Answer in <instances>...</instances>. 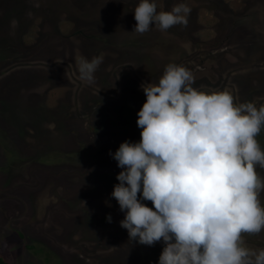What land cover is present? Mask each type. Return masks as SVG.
Instances as JSON below:
<instances>
[{
  "label": "rangeland",
  "instance_id": "obj_1",
  "mask_svg": "<svg viewBox=\"0 0 264 264\" xmlns=\"http://www.w3.org/2000/svg\"><path fill=\"white\" fill-rule=\"evenodd\" d=\"M139 2L0 0V256L12 264H158L164 243L131 242L120 225L109 153L140 141V86L169 63L194 88L264 105V0H156L158 11L187 4L188 24L142 35ZM101 54L96 82H82L75 57ZM241 240L264 249V229Z\"/></svg>",
  "mask_w": 264,
  "mask_h": 264
},
{
  "label": "clouds",
  "instance_id": "obj_2",
  "mask_svg": "<svg viewBox=\"0 0 264 264\" xmlns=\"http://www.w3.org/2000/svg\"><path fill=\"white\" fill-rule=\"evenodd\" d=\"M158 7L156 0H140L133 32L142 35L153 24L161 32L187 26V4ZM103 59L75 57L79 79L94 84ZM194 82L186 66L169 63L157 83L141 84V139L109 153L122 169L111 193L125 212L120 225L131 242L164 243L158 264H264V249L241 246L243 233L264 229V182L256 171L264 168L256 138L264 105L237 104L229 92L208 93ZM106 219L111 222V214Z\"/></svg>",
  "mask_w": 264,
  "mask_h": 264
},
{
  "label": "trees",
  "instance_id": "obj_3",
  "mask_svg": "<svg viewBox=\"0 0 264 264\" xmlns=\"http://www.w3.org/2000/svg\"><path fill=\"white\" fill-rule=\"evenodd\" d=\"M95 127V126H94ZM125 136V134L123 135ZM264 139H259V142H263ZM0 264H12L0 256Z\"/></svg>",
  "mask_w": 264,
  "mask_h": 264
}]
</instances>
